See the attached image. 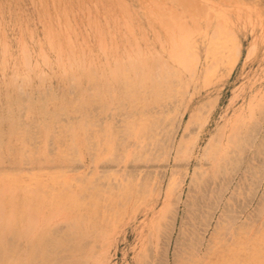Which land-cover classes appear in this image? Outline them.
I'll use <instances>...</instances> for the list:
<instances>
[{"label": "rangeland", "instance_id": "374dc122", "mask_svg": "<svg viewBox=\"0 0 264 264\" xmlns=\"http://www.w3.org/2000/svg\"><path fill=\"white\" fill-rule=\"evenodd\" d=\"M53 1L33 0L32 3L31 0H0V150H4L3 155L5 156L3 157L2 155L0 159V167H5L3 170L0 168V172L2 171L1 173L5 175L3 179L0 180V192L6 188L7 190L11 189L7 192V196H10L11 199H7L5 193L3 197H0L2 201L0 202L7 205L8 201H10V204L13 203L12 205H8L9 210L12 208L17 212L19 211L18 215L21 217V210L24 209L25 202L28 203L30 201V203H36L37 201H41L40 209L42 206L43 208L40 212V219L38 222L36 220V223H39L38 227L40 231L45 230L51 237L55 238L59 236L58 238L60 240H64L63 245L56 249H51L52 261L50 260L48 264H259V262L264 264V243H259V239L264 236V140H262V135H264V0H189L188 2L187 0H170V2H168L169 0H154L153 3L155 5H157L159 1L158 4L160 6L158 5L157 7L151 3L153 0ZM182 1L185 2L183 3ZM193 1L196 2V5H193L194 9L192 8V4H195ZM209 1H211V3ZM40 2H42V4ZM94 3L96 5H94ZM53 4H55V6H53ZM168 5L169 7L172 6L171 8H174V10H177H171ZM63 10H66V12H63ZM171 11L174 13L172 14ZM154 12L156 14H154ZM177 12L178 15L176 14ZM160 13L162 14L159 15ZM196 13L199 15L200 19L197 17ZM64 14H66V16ZM67 16H69V20L68 18L66 19ZM189 16H191L193 20L195 18L194 21L196 23L198 21V23L203 24L204 28L207 25H211V27H209L211 34L216 32L217 38L220 37L219 41L223 44L225 43L224 46L230 47V52L239 49L240 55L231 74L221 79L226 67V56L229 55V53H226V56L218 62L219 65L217 64V69L215 68L213 71V68H211L212 73H210L211 70H209L207 74L202 71L201 78L197 82L191 81L188 83V79L190 78L189 73L182 77L183 84H185L188 89L186 86L184 87L179 84L175 78L172 87H169L170 89L168 87L163 89L162 87L158 94H151V89H148L150 94L145 97L144 102L137 101L135 103L127 101L125 96L122 95L119 86L113 85L111 87L110 83L111 91H106L103 102L94 98L97 88H100L99 84H93L92 86L88 79L83 78V74L89 66L91 68L94 67V69L96 68L97 72L102 74L101 70L105 66L108 67V69L113 68L117 64V61L121 63L123 59V63L128 64L134 61V59H137V56L141 60L147 58L148 65H151L152 62L154 63L155 58H159L163 61L165 57H162L161 47L159 46L161 44L160 39L164 35H168V23L173 21L174 18L177 20L181 17L183 18L181 21L185 24L188 23V25L192 27L194 26V22ZM169 17H171V19L173 18V20L170 21ZM124 19H127L128 24L125 23ZM207 19L209 21H207ZM218 21H220V24L217 23ZM69 23L71 26L70 28ZM221 24L225 26H221ZM130 26L132 28L131 30ZM219 27L220 29L226 28L220 32ZM215 28L219 30H214ZM66 30L68 32H66ZM224 32L230 35L228 36L224 34ZM66 33L68 34L66 35ZM233 34L235 37H233ZM227 36L228 39H225ZM134 37L138 38V40L134 39ZM143 40L149 46L147 56L143 55ZM227 40L230 42L228 41L226 43L225 41ZM68 42L71 43L69 44ZM128 43L131 44V46H129ZM154 46L158 47V49H155ZM124 47L127 50H125ZM139 49L140 51H138ZM23 50L26 53H23ZM250 50L252 54L249 56ZM224 51H226V48ZM82 52L85 53L83 56ZM127 53L130 56H127ZM24 55L26 56V60L28 59V63ZM128 57L129 59L131 58L132 61H129ZM63 66H65L66 72H64ZM17 75L18 78H16ZM205 75L206 77L204 78ZM72 77L76 79H72ZM70 78L71 80H69ZM71 85H75L74 88L76 87V89L74 90ZM149 85H151V83ZM70 88L72 90H70ZM173 88H176L178 93L176 89ZM171 91L175 95L170 93ZM21 92H23V94ZM26 92L28 95H26ZM69 92L71 94H69ZM24 97L25 99H23ZM111 97H113V100ZM173 98H176V101ZM168 99L170 100L167 101ZM24 102L27 103V107ZM45 103L46 105H44ZM92 104H95L97 107ZM111 105L115 107L112 108ZM77 106L80 107L78 108ZM103 106L108 107L105 109ZM249 106L251 108H249ZM24 107H26L25 110ZM155 107L157 109H153ZM74 108L77 109L76 112L73 111ZM173 108L175 110H173ZM199 108L201 112H203L202 114L196 113ZM22 109L24 110L23 113ZM79 109H81V111ZM165 109L166 111H164ZM26 110L28 112H26ZM116 110L120 113L118 114ZM47 111L50 116L47 115ZM53 111L58 115L54 114L56 115L54 116ZM68 111L69 113H67ZM79 111L81 114L78 113ZM89 111H92V114ZM83 112L84 114H82ZM122 112L124 115H121ZM165 112L166 115H164ZM9 113L11 120L8 116ZM125 113L128 114L127 116L129 118ZM156 113L158 114L156 115ZM194 113H196L195 116L198 115V118L193 117L191 121L194 120V124L191 125L189 124L191 119L190 116ZM62 114L64 116H62ZM90 115H93L91 121H95V119L98 121L100 119L98 128L101 126L103 127L99 129L100 133L95 132V130L93 131L91 128L87 129L88 131L79 130L81 124L83 125V123L88 124L91 122L89 121ZM33 116L35 118H33ZM157 116L161 118H157ZM162 118L163 120H160ZM55 119L60 125L57 124ZM105 119L107 120L105 121ZM72 120L74 121L72 122L74 123L73 125L71 123ZM97 121L95 122L97 123ZM156 121L157 125L153 126ZM20 122L23 124H20ZM65 123L72 125L71 128H69L67 124L65 125ZM105 123L107 124L105 125ZM13 124L16 129L21 126L18 130L22 128L26 129L29 132L25 135L26 137L19 132H14V137L10 139L9 136ZM45 124H48V126ZM128 124L130 125L128 126ZM27 125L28 127H26ZM132 126L135 127L133 128ZM55 127L58 128L56 129ZM130 127L134 130L131 129L132 131L130 132L129 130L128 133ZM188 127L191 130L187 129ZM232 127H234V129ZM36 128L38 131H36ZM54 128L56 129L55 131ZM123 128H126L124 132ZM136 128L138 131H136ZM149 128L151 130H149ZM103 129H108L109 131L102 133L101 131ZM69 130L71 132H69ZM163 130H165V132ZM64 131H66V134ZM89 131H93L94 133ZM125 131L128 133L127 135ZM133 131L137 132V135L134 134ZM151 131H153V133ZM235 131L237 135H235ZM120 132L124 133V135ZM166 132L168 133L167 135ZM33 133L35 134L33 135ZM54 133L56 134L54 135ZM86 134L87 136H85ZM52 136L53 139H51ZM108 136H113L111 137L113 140L111 138L108 140ZM126 136H129V138L127 139ZM150 136L152 138H149ZM247 136L250 137L248 138ZM72 137L74 138L73 144ZM98 137L101 138L100 141ZM142 137H146V139ZM188 137L190 138L188 139ZM222 137L223 139H221ZM34 138L36 140L40 139V141H36ZM85 138L89 142H87ZM63 139H65L66 142ZM104 139L105 141H103ZM135 139L137 142H135ZM234 139L239 141L236 142ZM130 140L132 143H130ZM148 140L150 141L148 142ZM219 140L222 141L220 142ZM24 141H27V143ZM109 141L110 143H108ZM124 141L125 144L123 143ZM143 141L144 144L142 143ZM211 141H215L216 146H219L218 148L221 147L219 150L215 146L212 153L219 152V154H222L224 150L229 153V155H227L229 158L226 156L227 158L225 161L229 160L230 162L228 161L226 164L218 162L219 164H224V167L221 168V172H219L218 163L215 165L210 157L212 154L209 153L206 155L207 153H205V149ZM182 142L185 143L182 148L185 152L182 151L179 153L178 151H180L179 148ZM118 143H120L121 148ZM122 143L125 145L126 150L132 147L131 151L128 150L126 152V150L123 149L124 145ZM147 143L148 146H146ZM48 144L50 145L48 146ZM98 144L100 145L97 146ZM115 144H117V146ZM234 144H237V146H233ZM6 145H9V148H6ZM88 146L90 149H88ZM91 147H94V149H91ZM101 147L103 149H101ZM262 147L263 149L261 150ZM62 148L65 151H63ZM96 148L103 150L105 154ZM163 148L164 150H162ZM245 148L248 149L246 150ZM34 149L38 151L36 152ZM97 150L101 152V154L98 153ZM113 150L114 153H111ZM258 150L260 153L257 152ZM75 151L80 154H76ZM186 151L188 152L187 154ZM129 152H131L130 156H132L130 158L128 156ZM133 152L134 154H132ZM146 152L149 154L146 155ZM163 152H167L169 155L166 154V156ZM238 152H241L242 155L241 153L238 154ZM244 153H246V155ZM144 154L147 158L145 156L143 157ZM62 155H65V158ZM123 155H127V158ZM243 155H245V157ZM72 156H75V161ZM77 158L81 161H78L79 159L77 160ZM124 158L125 160L123 161ZM186 158H188V160ZM106 159L107 161H105ZM115 160H120V163H117ZM147 160L149 161L147 162ZM23 161L25 165H23ZM91 162L92 165L93 163L95 164L92 166ZM121 162L124 165H122ZM127 163L129 165H126ZM26 164L30 165L27 166ZM48 166L50 167L48 168ZM54 166H57V168L55 169ZM68 166L72 169L70 170ZM233 166L235 167L234 170H232L234 168ZM79 167H81V169H79ZM124 167H126V169ZM200 167L203 168L201 169ZM30 168L33 169L31 170ZM135 168L137 170H135ZM12 169L15 171L12 172ZM38 169L42 173H38ZM54 169L56 171L58 170L57 173L60 177H58L57 173H54ZM97 169L99 171H96ZM226 169L228 171L227 173H225ZM47 170L48 173L46 174L45 172H47ZM59 170L61 174L65 172V177L61 176ZM135 171H137V173ZM120 172L123 174H120ZM2 174H0V176ZM54 174H56V176ZM88 174H90L91 177H86V175L90 176ZM120 175H122V177ZM194 175L198 177V184L196 185H194L196 182H193L195 181L193 180L195 179ZM146 176L147 178L150 177V180H148ZM92 177L93 179H90ZM81 178L83 180H81ZM106 178L108 179L105 180ZM174 178L176 180H174ZM136 179L137 181H133ZM75 180H78L77 183ZM79 180L82 181V183ZM84 180L86 181L84 182ZM114 180L117 181L115 182ZM90 181H93L92 184ZM143 181H147V183ZM176 182L179 184L177 185ZM46 183L50 185L48 186ZM131 183L132 185H130ZM79 185L82 188H79ZM143 185L145 188L142 189ZM95 186L96 188H94ZM106 186L110 188L107 189ZM112 187L113 190L111 189ZM41 188H43V191ZM97 188H101L98 190V193L94 190H97ZM146 188L147 190H145ZM103 189H106L107 193ZM149 189L150 191H148ZM4 190L1 192L0 196L7 191ZM29 190L31 191L28 193ZM56 190H60L59 193L61 194L57 193L58 191ZM107 190H111L109 195ZM159 190L161 191L160 195L157 193V191L160 192ZM39 191L42 193L43 200L36 199L35 197ZM63 192L66 198H64V194H62ZM72 192L75 193L73 196ZM83 192H86L87 195L85 193L82 195ZM119 193H122L121 197ZM83 197L85 200H82ZM96 199L100 200L97 205L95 203L97 202ZM169 204L170 206H168ZM117 205L118 207L121 206L118 208ZM57 206L61 207L60 209L63 211H55L58 209ZM103 206L105 207L103 208ZM130 207L132 208L130 209ZM52 209L54 211H52ZM164 210L166 211L164 212ZM7 211L8 209L6 207V213ZM56 212L59 213L57 214ZM50 213H56V215L54 214L55 217L52 215L54 217L52 218V222H50V218L52 217ZM42 214H46V216L44 215L41 217ZM62 220L63 222H61ZM69 220H71L72 223L76 221L75 225H72ZM64 221H67L65 224L68 223V225H64ZM87 221L90 222L87 223ZM83 223L85 224L83 225ZM45 225H47V227ZM77 225H79V227H76ZM56 229L61 231L57 232ZM73 230L74 232H72ZM99 230L102 231L99 233ZM53 231L55 232L53 233ZM251 232L253 234H251ZM55 233H58V235ZM73 236H75V238ZM72 237L74 239H71ZM9 238H11V241L14 240L16 242H14L16 247L15 259H19L24 264L26 253L31 249L30 240L27 238ZM255 241L258 242L259 245ZM11 245L13 247V242ZM73 246L75 247L73 248ZM260 250L263 251L260 252Z\"/></svg>", "mask_w": 264, "mask_h": 264}, {"label": "bare ground", "instance_id": "6f19581e", "mask_svg": "<svg viewBox=\"0 0 264 264\" xmlns=\"http://www.w3.org/2000/svg\"><path fill=\"white\" fill-rule=\"evenodd\" d=\"M33 0H31V2H32ZM53 1V0H52ZM61 1V0H60ZM59 1V2H60ZM78 1V0H77ZM123 1V0H122ZM173 1V0H172ZM177 1V0H176ZM189 0H187V2H188ZM54 2V1H53ZM52 2V3H53ZM150 2V1H149ZM154 0L153 1H151V3L153 4V5H155L154 3ZM168 2H170V0L168 1ZM183 3L185 2V1H182ZM195 1H193V3H194ZM198 2V1H197ZM210 3H211V1H209ZM33 3V2H32ZM41 4H42V2H40ZM156 3H157V1H156ZM158 3H159V1H158ZM157 3V5H155V7H157L159 4ZM166 3V2H165ZM164 3V4H165ZM179 3V2H178ZM182 3V4H183ZM94 5H96L95 3H94ZM151 5V4H150ZM162 5V4H161ZM167 5V4H166ZM190 5V4H189ZM193 5H196V2H195V4H192V6ZM53 6H55V4H53ZM86 6H87V4H86ZM160 6V5H159ZM164 6V5H163ZM181 6V5H180ZM191 6V7H192ZM201 6V5H200ZM119 7H120V5H119ZM154 7V6H153ZM168 7H169V5H168ZM172 6H170L169 8H171ZM184 7V6H183ZM186 7V6H185ZM197 7V6H196ZM55 8V7H54ZM163 8V7H162ZM166 8V7H165ZM193 9H194V6L192 7ZM205 8V7H204ZM151 9H152V7H151ZM167 9V8H166ZM165 9V10H166ZM174 10V8H171V10ZM186 9H188V8H186ZM196 9V8H195ZM198 9V8H197ZM206 9V8H205ZM207 9H209V8H207ZM96 10H98V9H96ZM154 10H155V8H154ZM153 10V11H154ZM157 11H159L158 9H156ZM168 10V9H167ZM177 10V9H176ZM176 10H174V11H176ZM189 10V9H188ZM202 10H203V8H202ZM169 11V10H168ZM197 11V10H196ZM207 11V10H206ZM63 12H66V10H63ZM91 12V11H90ZM99 12V11H98ZM156 12V11H155ZM154 12V14H156V13H158V12H156L155 13ZM163 12V11H162ZM172 12V11H171ZM126 13H127V11H126ZM174 12H172V14H173ZM186 13V12H185ZM192 13V12H191ZM191 13H190V15H191ZM195 13V12H194ZM200 13H202V12H200ZM162 13H160L159 15H161ZM171 14V15H172ZM177 15H178V12L176 13ZM197 14V13H196ZM203 14V13H202ZM207 14V13H206ZM212 14V13H211ZM65 16H66V14H64ZM123 15V14H122ZM151 15H153V14H151ZM170 15V14H169ZM208 15H209V13H208ZM175 16V15H174ZM183 16V15H182ZM87 17H88V15H87ZM86 17V18H87ZM123 17V16H122ZM158 17V16H157ZM191 16H189V18H190ZM196 17V16H195ZM197 17H199V15L197 14ZM203 17V16H202ZM68 18V20H69V16H67L66 17V19ZM160 18V17H159ZM184 18H185V16H184ZM169 19H170V21L171 20H173V18L171 19V17H169ZM179 19V18H178ZM176 20L175 18H174V20L173 21H171L170 23H168V35H164L161 39H160V46L159 47H161V55H162V57H165L164 58V60L163 61H161L159 58H155L153 61H154V63L152 62L151 63V65L149 64L148 65V61H147V58L146 59H139V57L137 56V59H134V61H132L131 60V58L129 59V57H128V59H129V61H132V62H130V63H123L124 62V59H123V61L121 62V63H118V61H117V64L115 65V63H114V67L113 68H110V69H108V67H104L101 71H102V74H100V73H98L97 72V69L95 68L94 69V67H90L89 66V68L88 69H86L85 70V72H84V74H83V78H85V79H88V81L91 83V85L93 86V84H99V89L97 88V91H96V93H95V95H94V98L95 99H98L99 101H102L103 102V97H104V99H105V96H106V91L107 90H109V91H111V87L113 86V85H118L119 86V88L121 89V91H122V95L123 96H125V99L127 100V101H130V102H144V99H145V97L147 96V95H149L150 93L151 94H154V93H157L158 94V92H160V90H161V88L163 87V89L166 87H172V84H173V82H175L174 80H175V78H176V80H177V82L179 83V84H181L182 86H186L185 84H183V78L182 77H184V76H186L187 75V73H189L190 75V78L188 79V83L189 82H194V81H198L200 78H201V74H202V71L203 72H205L206 74H207V72H209V70H211L210 71V73H212V69L211 68H213V71H214V69L216 68V66H218L219 64H218V62L220 61V60H222L223 59V57H225L226 56V53H229V55H227L226 56V58H227V62H226V67H225V70H224V72H223V75L221 76V79H224L227 75H229V74H231L232 73V71H233V69H234V67H235V65H236V63H237V61H238V57H239V55H240V51H239V49H236L237 51H235V50H233V51H231L230 52V47H226V46H224V44L223 43H221L220 41H219V38H217V36H216V32H213L212 34H211V32L209 31V27H211V25H207V26H205V28H204V26H203V24H201V23H198V21H197V23L194 21L195 20V18H194V20H193V18L191 17V19H192V21L196 24H194L193 23V25L194 26H192V27H190L189 25H188V23L187 24H185L183 21H181L183 18H181L180 17V19L179 20ZM199 19H200V17H199ZM212 19H213V17H212ZM88 20V19H87ZM125 20V19H124ZM162 20H163V18H162ZM176 20V21H175ZM67 21V20H66ZM164 21H166V20H164ZM207 21H209L208 19H207ZM207 21H206V23H207ZM212 21V20H211ZM221 21V20H220ZM220 21H218L217 23H219L220 24ZM89 22H90V20H89ZM99 22V21H98ZM125 23H127L128 24V22H127V19L125 20ZM1 24V23H0ZM67 24H68V22H67ZM72 24V23H71ZM90 24V23H89ZM107 24V23H106ZM212 24V23H211ZM61 25V24H60ZM221 26H225V25H222L221 24ZM71 26H70V23H69V28H70ZM107 27H108V25H107ZM128 27V26H127ZM167 27V26H166ZM217 27H218V25H217ZM60 28V27H59ZM226 28V27H225ZM224 28V29H225ZM65 29H67V28H65ZM132 28H131V26H130V30H131ZM166 29V28H165ZM217 28H215L214 30H216ZM219 29H220V27H219ZM219 29H217V30H219ZM224 29H220V32H221V30H224ZM71 30V29H70ZM96 30V29H95ZM109 30H110V28H109ZM128 30H129V27H128ZM66 32H68L67 30H66ZM166 32H167V30H166ZM228 32V31H227ZM133 33V32H132ZM217 33H218V31H217ZM68 33H66V35H67ZM221 34H223V33H221ZM220 34V35H221ZM224 34H226L225 32H224ZM219 35V36H220ZM226 35H230V34H226ZM234 35V34H233ZM69 36H71V35H69ZM68 36V37H69ZM228 36H227V38H225V37H223V38H225V39H228ZM67 37V38H68ZM115 37V36H114ZM233 37H235V35L233 36ZM221 38H222V36H221ZM71 39V38H70ZM134 39H137L138 40V38H136V37H134ZM235 39V38H234ZM233 39V40H234ZM136 40V41H137ZM223 40V39H222ZM71 41V40H70ZM229 40H227V41H225L226 43L228 42ZM138 42V41H137ZM230 42V41H229ZM69 44L71 43V42H68ZM130 43V42H129ZM128 43V45L129 46H131V44H129ZM72 44H73V42H72ZM234 44V43H233ZM74 45V44H73ZM142 46H143V55L144 56H147V51L149 50V46L146 44V42L143 40V43H142ZM131 48V47H130ZM154 48L155 49H158V47H156V46H154ZM225 48H226V51H224L225 50ZM227 48H229V49H227ZM23 49V48H22ZM75 49V48H74ZM124 49H125V47H124ZM137 49H138V47H137ZM232 49V48H231ZM105 50V49H104ZM125 50H127V49H125ZM71 51H72V49H71ZM84 51V50H83ZM138 51H140V49L138 50ZM30 52V51H29ZM62 52V51H61ZM149 52V51H148ZM23 53H26V52H24V50H23ZM31 53V52H30ZM73 53V52H72ZM134 53V52H133ZM136 53V52H135ZM83 54H85L84 52H82V56H83ZM104 54V53H103ZM139 54V53H138ZM252 54V51L250 50V52H249V56ZM93 55H96V54H93ZM105 55V54H104ZM129 54L127 53V56H128ZM160 55V54H159ZM25 56V55H24ZM73 56H74V54H73ZM84 56H86V55H84ZM130 56V55H129ZM143 56V57H144ZM78 57V56H77ZM160 57V56H159ZM25 58V60H26V56L24 57ZM31 57L29 56V59H30ZM83 58V57H82ZM106 58V57H105ZM151 58H154V57H151ZM74 59V58H73ZM150 59V58H149ZM28 60V59H27ZM26 60V61H27ZM31 60V59H30ZM46 60V59H45ZM128 61V62H129ZM44 62V61H43ZM26 63V62H25ZM27 63H28V61H27ZM61 64H62V61H61ZM218 64V65H217ZM47 65V64H46ZM71 65V64H70ZM25 66H27V65H25ZM215 66V67H214ZM29 67V66H28ZM64 67V72H66L65 71V66H63ZM72 67V66H71ZM51 68V67H50ZM29 69V68H28ZM217 69V68H216ZM74 73V72H73ZM64 74H66V73H64ZM71 74V73H70ZM209 74V73H208ZM73 75V74H72ZM211 76V75H210ZM206 77V75L204 76V78ZM212 77V76H211ZM16 78H18V75L16 76ZM45 78V77H44ZM74 77H72V79H73ZM74 79H76V78H74ZM40 80V79H39ZM69 80H71V78L69 79ZM68 80V81H69ZM16 81V80H15ZM42 81V80H41ZM73 81V80H72ZM80 81V80H79ZM186 82V81H185ZM69 83V82H68ZM110 83H111V87H110ZM151 83V85H149ZM22 84H23V82H22ZM72 84H74V83H72ZM175 84V83H174ZM78 85H80V84H78ZM73 88H74V86L75 85H71ZM70 86V87H71ZM90 86V85H89ZM179 86V85H178ZM182 86H181V88H182ZM105 87V88H104ZM187 87V86H186ZM195 87V86H194ZM88 88H90V87H88ZM88 88H87V90H88ZM94 88H96V87H94ZM196 88V87H195ZM76 89V87L74 88V90ZM106 89V90H105ZM148 89H151V92L149 93L148 92ZM170 89V88H169ZM173 89H176V88H173ZM187 89H188V87H187ZM50 90H51V88H50ZM70 90H72L71 88H70ZM93 90V89H92ZM91 90V91H92ZM96 90V89H95ZM181 90V89H180ZM193 90V89H192ZM90 91V92H91ZM176 91H177V89H176ZM71 92V91H70ZM69 92V94H71ZM78 92V91H77ZM94 92V91H93ZM140 92H141V94H140ZM22 94H23V92H21ZM74 93H76V92H74ZM92 93V92H91ZM162 93V92H161ZM170 93H172L173 94V92L171 91ZM175 93V92H174ZM177 93H178V91H177ZM185 93V92H184ZM77 94V93H76ZM76 94H75V96H76ZM113 94H115V93H113ZM26 95H28V93L26 92ZM74 95V94H73ZM84 95V94H83ZM89 95V94H88ZM110 95V94H109ZM171 95V94H170ZM173 95H175V94H173ZM177 95V94H176ZM160 96V95H159ZM162 96H165V95H162ZM167 96V95H166ZM169 96V95H168ZM172 96V95H171ZM29 97V96H28ZM43 97H44V95H43ZM92 97V96H91ZM176 97V96H175ZM256 97V96H255ZM260 97H262V96H260ZM33 98V97H32ZM42 98V97H41ZM73 98V97H72ZM78 98V97H77ZM112 98V100H113V97H111ZM167 98H169V97H167ZM23 99H25V97L23 98ZM75 99V98H74ZM79 99V98H78ZM155 99V98H154ZM174 99V98H173ZM255 99V98H254ZM253 99V100H254ZM26 100H27V98H26ZM26 100H22V101H26ZM80 100V99H79ZM90 100H92V99H90ZM111 100V101H112ZM164 100V99H163ZM170 99H168L167 101H169ZM175 101H176V98L174 99ZM253 100H252V102H253ZM52 101V100H51ZM65 101V100H64ZM93 101H94V99H93ZM121 101H123V100H121ZM158 101V100H157ZM31 102V101H30ZM43 102H45V101H43ZM178 102V101H177ZM176 102V103H177ZM21 103V102H20ZM25 103V102H24ZM118 103H119V101H118ZM122 103V102H121ZM169 103H171V102H169ZM183 103V102H182ZM263 103H264V101H263ZM23 104V103H22ZM26 104V107H27V103H25ZM25 104H23V105H25ZM78 104H79V102H78ZM172 104H173V102H172ZM21 105V104H20ZM29 105V104H28ZM44 105H46V103L44 104ZM61 105V104H60ZM71 105H73V104H71ZM77 105V104H76ZM92 105H94L95 106V104H92ZM105 105V104H104ZM181 105H183V104H181ZM264 105V104H263ZM39 106H40V104H39ZM80 106H82V105H80ZM80 106H77L78 108L80 107ZM87 106V105H86ZM93 106V107H94ZM102 106V105H101ZM106 106V105H105ZM120 106V105H119ZM118 106V107H119ZM127 106V105H126ZM135 106V105H134ZM155 106V105H154ZM153 106V107H154ZM162 106V105H161ZM179 106V105H178ZM26 107H24V110L26 109ZM42 107V106H41ZM44 107V106H43ZM76 107V108H77ZM95 107H97V106H95ZM104 107V106H103ZM108 107V106H107ZM107 107H104L105 109L107 108ZM111 107H112V105H111ZM115 106H113L112 108H114ZM165 107V106H164ZM173 107V106H172ZM253 107V106H252ZM31 108V107H30ZM45 108H46V106H45ZM45 108H43V109H45ZM63 108V107H62ZM61 108V109H62ZM76 108H74V112H76L77 111V109ZM87 108V107H86ZM100 108V107H99ZM98 108V109H99ZM112 108H111V111H112ZM128 108V107H127ZM171 108V107H170ZM202 108V107H201ZM249 108H251L250 106H249ZM49 109V108H48ZM65 109V108H64ZM76 109V110H75ZM119 109V108H118ZM117 109V110H118ZM124 109V108H123ZM151 109H152V107H151ZM153 109H157L156 107L155 108H153ZM172 109V108H171ZM178 109V108H177ZM10 110V109H9ZM8 110V111H9ZM23 110V109H22ZM24 110L22 111V113L24 112ZM39 110V109H38ZM80 111H81V109H79ZM87 110H88V108H87ZM86 110V111H87ZM116 110V111H117ZM133 110V109H132ZM146 110V109H145ZM173 110H175L174 108H173ZM184 110H185V108H184ZM11 111V110H10ZM30 111V110H29ZM51 111V110H50ZM80 111L78 112V113H80ZM94 111V110H93ZM102 111H104V110H102ZM121 111H122V109H121ZM150 111V110H149ZM158 111H159V109H158ZM164 111H166V109L164 110ZM201 112V110H200V108L196 111V113L198 114H202L203 112ZM250 111V110H249ZM26 112H28L27 110H26ZM25 112V113H26ZM45 112H46V110H45ZM54 112V111H53ZM52 112V113H53ZM90 112V111H89ZM92 112V111H91ZM90 112V113H91ZM118 112V111H117ZM138 112V111H137ZM146 112V111H145ZM144 112V113H145ZM157 112V111H156ZM170 112H171V110H170ZM241 112V111H240ZM254 112V111H253ZM11 113V112H10ZM10 113H9V119L11 118L10 117ZM50 113V112H49ZM67 113H69V111L67 112ZM120 112H118V114H119ZM143 113V114H144ZM159 113H161V112H159ZM164 113V112H163ZM196 113H194L192 116H190L191 117V119H190V121H189V124H191V125H193L194 123V120L193 121H191L192 120V118L194 117V118H196L197 116H195L196 115ZM21 114V113H20ZM54 114H57L56 112H54L53 113V115ZM64 114V113H63ZM62 114V116H64ZM81 114V113H80ZM82 114H84V112L82 113ZM92 114V113H91ZM110 114V113H109ZM126 114V113H125ZM137 114V113H136ZM158 113H156V115H157ZM162 114V113H161ZM160 114V115H161ZM45 115H46V113H45ZM47 115H49L48 114V111H47ZM58 115V114H57ZM61 115V114H60ZM89 115V114H88ZM121 115H124L123 114V112L121 113ZM128 114H126V116H127ZM147 115V114H146ZM150 115V114H149ZM164 115H166V112H165V114ZM239 115H240V113H239ZM238 115V116H239ZM249 115H250V113H249ZM24 116H25V114H24ZM50 116V115H49ZM54 116H56V115H54ZM93 116V115H92ZM91 115H90V120L89 121H91L92 119H91V117H92ZM126 116H125V118H126ZM152 116H154V115H152ZM151 116V117H152ZM176 116L178 117V115L176 114ZM260 116V115H259ZM26 117V116H25ZM24 117V118H25ZM96 117V116H95ZM128 117V116H127ZM134 117V116H133ZM141 117H145V116H141ZM148 117V116H147ZM160 117V116H159ZM158 116H157V118H159ZM242 117H243V115H242ZM251 117H252V115H251ZM250 117V118H251ZM22 118V117H21ZM33 118H35L34 116H33ZM45 118H46V116H45ZM58 118V117H57ZM82 118V117H81ZM97 119H99L98 117H96ZM129 118V117H128ZM132 118V117H131ZM161 118V117H160ZM164 118V117H163ZM163 118L162 119H160V120H163ZM198 118V117H197ZM235 118H237V117H235ZM47 119V118H46ZM65 119V118H64ZM66 119H67V117H66ZM87 119V118H86ZM134 119V118H133ZM139 119V118H138ZM145 119V118H144ZM153 119H155V118H153ZM243 119V118H242ZM247 119V118H246ZM245 119V120H246ZM11 120V119H10ZM58 120V119H57ZM79 120V119H78ZM88 120H86V121H88ZM107 119H105V121H106ZM125 120V119H124ZM140 120V119H139ZM146 120V119H145ZM197 120V119H196ZM199 120V119H198ZM3 121V120H2ZM18 121V120H17ZM25 121V120H24ZM54 121V120H53ZM55 121H56V119H55ZM64 121V120H63ZM81 121V120H80ZM95 121H97L96 119H95ZM95 121H91L90 123H88V124H86V123H83V125L81 124V126H79L78 128H79V130H87V129H89V128H91V129H93V131L95 130V132H99V129L100 128H103L102 126L100 127V128H98L99 127V125H98V122L100 121V119L97 121V123L95 122ZM108 121H110V120H108ZM147 121V120H146ZM145 121V122H146ZM172 121H173V118H172ZM236 121V120H235ZM4 122V121H3ZM12 122V121H11ZM47 122V121H46ZM45 122V123H46ZM57 122V121H56ZM62 122V121H61ZM67 122V121H66ZM72 122H74L73 120L71 121V123ZM85 122V121H84ZM128 122V121H127ZM142 122H144V121H142ZM22 122H20V124H21ZM34 123V122H33ZM59 122H57V124H58ZM78 123H80V122H78ZM113 123H115V122H113ZM129 123H132V122H129ZM170 123V122H169ZM12 124V123H11ZM23 124V123H22ZM32 124V123H31ZM68 125L69 126V128H71V126L74 124V123H72V125H69L68 123H65V125ZM107 123H105V125H106ZM117 124V123H116ZM196 124V123H195ZM233 124L235 125V122L233 121ZM237 124V123H236ZM261 124V123H260ZM26 125V124H25ZM29 125V124H28ZM28 125L26 126V127H28ZM33 125V124H32ZM46 125V124H45ZM51 125V124H50ZM56 125V124H55ZM58 125H60V124H58ZM80 125V124H79ZM87 125V126H86ZM118 125V124H117ZM123 125V124H122ZM130 124H128V126H129ZM144 125V124H143ZM143 125H141V126H143ZM157 125V121L156 122H154V124H153V126H156ZM161 125H162V123H161ZM161 125H159L160 127H162ZM175 125V124H174ZM190 125V126H191ZM199 125H200V123H199ZM24 126V125H23ZM38 126V125H37ZM46 126H48V124L46 125ZM45 126V127H46ZM78 126V125H77ZM110 126V125H109ZM201 126V125H200ZM236 126V125H235ZM263 126V125H262ZM21 127V126H20ZM20 127H18V129H20ZM29 127H31V126H29ZM62 127V126H61ZM76 127V126H75ZM108 127V126H107ZM120 127H122V126H120ZM126 127H127V125H126ZM133 127V126H132ZM132 127H130V129H128V133H129V130H130V132L132 131V130H134V129H132ZM135 127V126H134ZM133 127V128H134ZM170 127H172V126H170ZM240 127V126H239ZM243 127V126H242ZM56 128V127H55ZM54 128V131L58 128H56L55 129ZM66 128H67V126H66ZM68 128V129H69ZM98 128V129H97ZM116 128H118V127H116ZM139 128V127H138ZM145 128V127H144ZM147 128V127H146ZM151 128H152V126H151ZM154 128H156V127H154ZM223 128V127H222ZM233 129H234V127H232ZM232 128H231V130H232ZM18 129H16V127H15V125L13 124V126L11 127V131H10V139H12V137H14V132H19V133H21L23 136H25L26 134H28L29 132L26 130V129H21V130H18ZM27 129H29V128H27ZM34 129V128H33ZM119 129V128H118ZM124 129L126 130V128H123V132H124ZM132 129V130H131ZM148 129V128H147ZM162 129V128H161ZM166 129H167V127H166ZM165 129V130H166ZM187 129H189V130H191L189 127L187 128ZM236 129H237V126H236ZM240 129V128H239ZM17 130V131H16ZM46 130V129H45ZM72 130V129H71ZM74 130V129H73ZM120 130H122V129H120ZM146 130V129H145ZM149 130H151L150 128H149ZM156 130V129H155ZM165 130H163L164 132H165ZM252 130V129H251ZM7 131V130H6ZM35 131V130H34ZM36 131H38V129L36 128ZM53 131V130H52ZM88 131V130H87ZM92 131V132H93ZM101 131V130H100ZM108 132L109 130L108 129H103L101 132L103 133V132ZM136 131H138V129L136 128ZM221 131V130H220ZM255 131V130H254ZM61 132V131H60ZM59 132V133H60ZM65 132V134H66V131H64ZM69 132H71L70 130H69ZM72 132H75V131H72ZM86 132V131H85ZM89 132H91V131H89ZM91 132V133H92ZM134 132V134H136L137 135V132H135V131H133ZM143 132V131H142ZM152 133H153V131H151ZM158 132V131H157ZM161 132V131H160ZM167 132H169V131H167ZM166 132V135L168 134ZM191 132V131H190ZM223 132V131H222ZM222 132H221V134H222ZM231 132V131H230ZM233 132H234V130H233ZM239 132V131H238ZM251 132V131H250ZM250 132H249V134H250ZM260 132V131H259ZM2 133V132H1ZM32 133V132H31ZM61 133H63V132H61ZM60 133V134H61ZM87 133V132H86ZM94 133V132H93ZM100 133V132H99ZM121 133V132H120ZM125 133H126V135L128 134L126 131H125ZM138 133H140V132H138ZM144 133V132H143ZM146 133V132H145ZM232 133V132H231ZM252 133V132H251ZM35 133H33V135H34ZM49 134V133H48ZM56 133H54V135H55ZM69 134V133H68ZM90 134V133H89ZM105 134V133H104ZM121 134H123L124 135V133H121ZM185 134V133H184ZM195 134V133H194ZM253 134V133H252ZM251 134V135H252ZM22 135H20V136H22ZM37 135V134H36ZM69 135H71V134H69ZM75 135V134H74ZM92 135V134H91ZM109 135V134H108ZM118 135H120V134H118ZM122 135V136H123ZM132 135V134H131ZM140 135V134H139ZM138 135V136H139ZM224 135V134H223ZM235 135H237V132L235 131ZM67 136V135H66ZM65 136V137H66ZM85 136H87V134L85 135ZM90 136V135H89ZM88 136V137H89ZM94 136V135H93ZM162 136V135H161ZM168 136H170V135H168ZM234 136V135H233ZM263 136V138H264V135H262ZM26 137V136H25ZM65 137H63V138H65ZM88 137H87V139H88ZM96 137V136H95ZM105 137H106V135H105ZM111 137H113V136H111ZM111 137H109L108 136V140H109V138H111ZM116 137V136H115ZM127 137V136H126ZM133 137V136H132ZM136 137V136H135ZM141 137V136H140ZM196 137V136H195ZM236 137V136H235ZM239 137V136H238ZM248 138L250 137V136H247ZM29 138H30V136H29ZM73 138V137H72ZM90 138V137H89ZM99 138V137H98ZM124 138H125V136H124ZM129 138V136L127 137V139ZM130 138H131V136H130ZM137 138V137H136ZM142 138H144V137H142ZM149 138H152L151 136L149 137ZM153 138H154V135H153ZM190 137H188V139H189ZM233 138V137H232ZM253 138V137H252ZM257 138V137H256ZM255 138V139H256ZM262 138V140H264ZM8 139V138H7ZM33 139V138H32ZM35 139V138H34ZM51 139H53V136H52V138ZM71 139V138H70ZM70 139H68V140H70ZM97 139V138H96ZM100 139L101 138H99V141H100ZM112 139V138H111ZM118 139H120V138H118ZM117 139V140H118ZM144 139H146V137L144 138ZM186 139V138H185ZM194 139V138H193ZM196 139V138H195ZM221 139H223V137L221 138ZM231 139V138H230ZM229 139V140H230ZM27 140H28V138H27ZM36 140V139H35ZM38 140V139H37ZM36 140V141H37ZM58 140V139H57ZM60 140H62V139H60ZM59 140V141H60ZM65 142H66V140L65 139H63ZM85 140H86V138H85ZM113 140V139H112ZM123 140V139H122ZM138 140V139H137ZM169 140V139H168ZM228 140V139H227ZM232 140V139H231ZM235 141H236V139H234ZM251 140V139H250ZM1 141H2V139H1ZM38 141H40V139L38 140ZM53 141V140H52ZM87 142H89L88 140H86ZM103 141H105V139L103 140ZM107 141V140H106ZM126 141H128V140H126ZM131 141V140H130ZM150 140H148V142H149ZM195 141V140H194ZM220 142L222 141V140H219ZM234 141V142H235ZM237 141H239V140H237ZM236 141V142H237ZM255 141V140H254ZM25 143H27V141H24ZM34 142V141H33ZM32 142V143H33ZM49 142H50V140H49ZM58 142V141H57ZM96 142V141H95ZM98 142V141H97ZM135 142H137L136 141V139H135ZM141 142V141H140ZM147 142V141H146ZM145 142V143H146ZM152 142V141H151ZM154 142H156V141H154ZM167 142V141H166ZM180 142V141H179ZM188 142V141H187ZM217 142H218V140H217ZM228 142V141H227ZM231 142V141H230ZM232 142H233V140H232ZM231 142V143H232ZM261 142V141H260ZM51 144H52V142H50ZM74 143V138H73V141H72V144ZM102 143V142H101ZM100 143V144H101ZM105 143V142H104ZM108 143H110V141L108 142ZM124 144H125V141L123 142ZM122 143V144H123ZM130 143H132V141L130 142ZM134 143V142H133ZM143 144H144V141L142 142ZM141 143V144H142ZM189 143V142H188ZM230 143V144H231ZM250 143V142H249ZM264 143V142H263ZM24 144V143H23ZM64 144V143H63ZM100 144H98L97 146H99ZM113 144V143H112ZM119 145H120V143H118ZM123 144V145H124ZM127 144V143H126ZM129 144V143H128ZM157 144V143H156ZM164 144V143H163ZM168 144V143H167ZM185 143L184 142H182L181 143V146H180V148H179V150L180 151H178V149H177V151L180 153V152H182V151H184V150H182V148L184 147L183 145H184ZM190 144V143H189ZM217 144H219V143H217ZM221 144V143H220ZM242 144V143H241ZM243 144H244V142H243ZM242 144V145H243ZM1 145H2V142H1ZM39 145V144H38ZM50 144H48V146H49ZM89 145V144H88ZM93 145V144H92ZM96 145V144H95ZM102 145V144H101ZM106 145V144H105ZM104 145V146H105ZM108 145V144H107ZM116 146H117V144H115ZM134 145H135V143H134ZM138 145V144H137ZM140 145V144H139ZM151 145H152V143H151ZM158 145V144H157ZM173 145V144H172ZM179 145H180V143H179ZM229 145V144H228ZM245 145V144H244ZM262 145V144H261ZM260 145V146H261ZM264 145V144H263ZM262 145V146H263ZM52 146V145H51ZM79 146V145H78ZM109 146V145H108ZM115 146V147H116ZM141 146V145H140ZM143 146V145H142ZM146 146H148V143L146 144ZM153 146V145H152ZM151 146V147H152ZM156 146V145H155ZM164 146V145H163ZM162 146V147H163ZM168 146V145H167ZM193 146H194V143H193ZM216 146V142L215 141H211V142H209V145L206 147V149H205V153H207L206 155H208L209 153L210 154H212V155H210V157L212 158V160H213V162L215 163V165L219 162V163H224V164H226V163H228V161L229 160H227V161H225L226 160V158L228 157L227 155H229V153H228V151H225L224 150V152H222V154H219V152L217 153V152H214V153H212V151L214 150V147ZM221 146V145H220ZM233 146H237V144L235 145H233ZM241 146V145H240ZM36 147H38V146H36ZM36 147H34V148H36ZM54 147H57V146H54ZM74 147V146H73ZM112 147V146H111ZM135 147V146H134ZM133 147V148H134ZM179 147V146H178ZM185 147H186V145H185ZM188 147V146H187ZM217 147V146H216ZM219 147V146H218ZM217 147V148H218ZM228 147H230V146H228ZM259 147V146H258ZM257 147V148H258ZM6 148H9V145H6ZM23 148H25V147H23ZM22 148V149H23ZM31 148H32V146H31ZM104 148H106V147H104ZM120 148H121V145H120ZM138 148V147H137ZM147 148V147H146ZM221 148V147H220ZM220 148H218L219 150H220ZM233 148V147H232ZM256 148V149H257ZM54 149V148H53ZM88 149H90L89 148V146H88ZM91 149H94V147L92 148L91 147ZM96 149H99V148H96ZM101 149H103L102 147H101ZM101 149H99V150H101ZM115 149H119V148H115ZM123 149H125V145H124V147H123ZM128 150H130L131 151V149H132V147H131V149H129V148H127ZM140 149V148H139ZM138 149V150H139ZM143 149V148H142ZM141 149V150H142ZM167 149V148H166ZM188 149V148H187ZM191 149V148H190ZM217 149V150H218ZM228 149V148H227ZM246 150L248 149V148H245ZM255 149V150H256ZM263 149V147L261 148V150ZM10 150V149H9ZM34 150H36V152L38 151L37 149H34ZM62 150H63V148H62ZM126 150V149H125ZM128 150H126V152L128 151ZM134 150H135V148H134ZM156 150V149H155ZM160 150V149H159ZM162 150H164V148L162 149ZM170 150V149H169ZM216 150V149H215ZM235 150V149H234ZM259 150H260V148H259ZM259 150L257 151V152H259ZM27 151V150H26ZM55 151V150H54ZM56 151H57V148H56ZM55 151V152H56ZM60 151H61V147H60ZM63 151H65V150H63ZM90 151V150H89ZM98 151V150H97ZM102 152H103V150H101ZM120 151V150H119ZM161 151V150H160ZM188 151V150H187ZM186 151V154L188 153ZM192 151V150H191ZM190 151V152H191ZM236 151V150H235ZM234 151V152H235ZM23 152V151H22ZM34 152V151H33ZM32 152V153H33ZM35 152V153H36ZM50 152H51V148H50ZM94 152V151H93ZM106 152V151H105ZM115 152H117V151H115ZM121 152V151H120ZM123 152V151H122ZM135 152V151H134ZM134 152L132 153V154H134ZM139 152V151H138ZM142 152H143V150H142ZM185 152V151H184ZM229 152H230V149H229ZM3 153H4V150L2 149V151L0 150V159L2 158V155H3ZM72 153V152H71ZM75 153H76V151H75ZM78 153V152H77ZM76 153V154H77ZM91 153H92V151H91ZM95 153V152H94ZM93 153V154H94ZM98 153H100L101 154V152H99L98 151ZM104 153V152H103ZM107 153H108V149H107ZM111 153H114V150H113V152H111ZM130 153L131 152H129V158L130 157H132V156H130ZM140 153V152H139ZM164 153V152H163ZM170 153H171V150H170ZM221 153V152H220ZM241 153V152H240ZM239 152H238V154H240ZM260 153V152H259ZM49 154H52V153H49ZM78 154H80V153H78ZM92 154V155H93ZM105 154V153H104ZM147 154H149V153H147L146 152V155ZM165 155L167 154V155H169V153H164ZM183 154H185V153H183ZM230 154H231V152H230ZM232 154H233V152H232ZM245 155H246V153H244ZM256 154V153H255ZM22 155V154H21ZM24 155V154H23ZM26 155V154H25ZM42 155H43V153H42ZM83 155V154H82ZM95 155V154H94ZM93 155V156H94ZM98 155V154H97ZM109 155V154H108ZM113 155V154H112ZM136 155V154H135ZM146 155L144 154L143 155V157L145 156L146 157ZM166 155V156H167ZM205 155V154H204ZM241 155H242V153H241ZM245 155H243L244 157H245ZM261 155V154H260ZM263 155V154H262ZM50 156V155H49ZM48 156V157H49ZM63 156V155H62ZM65 156V155H64ZM63 156V157H64ZM81 156V155H80ZM96 156V155H95ZM101 156V155H100ZM114 156V155H113ZM123 156H126V158H127V155H123ZM142 156V155H141ZM227 156V157H226ZM234 156V155H233ZM3 157H5L4 155H3ZM41 157V156H40ZM52 157H53V155H52ZM72 157H74V161H75V156H72ZM71 157V158H72ZM111 157V156H110ZM118 157V156H117ZM116 157V158H117ZM119 157H121V156H119ZM177 157V156H176ZM178 157H179V155H178ZM209 157V158H210ZM222 157H223V159H222ZM251 157V156H250ZM26 158H27V156H26ZM49 158H51V157H49ZM65 158V157H64ZM79 158H81V157H79ZM79 158H77V160L79 159ZM97 158V157H96ZM100 158V157H99ZM122 158V157H121ZM147 158V157H146ZM146 158H143V159H146ZM167 158V157H166ZM229 158V157H228ZM231 158V157H230ZM251 158H253V157H251ZM20 159H21V157H20ZM29 159V158H28ZM55 159V158H54ZM73 159V158H72ZM158 159H159V157H158ZM165 159V158H164ZM176 159V158H175ZM178 159V158H177ZM187 160H188V158H186ZM205 159H207V158H205ZM10 160V159H9ZM27 160V159H26ZM30 160V159H29ZM28 160V161H29ZM42 160V159H41ZM44 160V159H43ZM49 160H51V159H49ZM53 160V159H52ZM68 160V159H67ZM82 160H83V158H82ZM111 160H113V159H111ZM118 160V159H117ZM117 160H115V161H117ZM125 160V158L123 159V161ZM157 160V159H156ZM211 160V161H212ZM236 160H237V158H236ZM1 161V160H0ZM69 161V160H68ZM72 161V160H71ZM78 161H81L80 159L78 160ZM78 161H76V162H78ZM97 161V160H96ZM105 161H107V159L105 160ZM120 161V160H119ZM119 161H117V163L119 162ZM149 160H147V162H148ZM180 161H182V160H180ZM204 161V160H203ZM252 161V160H251ZM51 162H53V161H51ZM60 162V161H59ZM93 162V161H92ZM92 162H91V165H92ZM103 162V161H102ZM101 162V163H102ZM112 162V161H111ZM128 162V161H127ZM199 162V161H198ZM208 162H209V160H208ZM207 162V163H208ZM230 162V161H229ZM30 163V162H29ZM120 163V162H119ZM125 163V162H124ZM218 163V165H219V172H221V168L222 167H224V164H219ZM235 163H237V162H235ZM41 164V163H40ZM95 163H93V165H94ZM121 164L122 165H124L122 162H121ZM205 164V163H204ZM234 164V163H233ZM2 165V164H1ZM23 165H25L24 164V161H23ZM27 165V164H26ZM30 165V164H29ZM29 165H27V166H29ZM42 165V164H41ZM92 165V166H93ZM121 165V166H122ZM126 165H129L128 163L126 164ZM201 165V164H200ZM230 165V164H229ZM235 165V164H234ZM238 165H239V162H238ZM237 165V166H238ZM62 166H64V165H62ZM66 166V165H65ZM70 166V165H69ZM68 166V167H69ZM108 166V165H107ZM132 166V165H131ZM227 166V165H226ZM23 167V166H22ZM25 167V166H24ZM44 167V166H43ZM43 167H42V169H43ZM47 167V166H46ZM50 166H48V168H49ZM53 167V166H52ZM55 167V166H54ZM73 167V166H72ZM77 167V166H76ZM105 167V166H104ZM110 167V166H109ZM230 167V166H229ZM234 167V166H233ZM0 168H2V167H0ZM5 167H3L2 168V170L4 169ZM21 168V167H20ZM19 168V169H20ZM57 168V166L55 167V169ZM59 168H60V166H59ZM62 168V167H61ZM64 169H67V168H65V167H63ZM116 168V167H115ZM125 169H126V167H124ZM201 169L203 168V167H200ZM215 168V167H214ZM228 168V167H227ZM231 168V167H230ZM249 168V167H248ZM23 169V168H22ZM25 169H26V167H25ZM31 170L33 169V168H30ZM36 169V168H35ZM44 169H47V168H44ZM54 169V173H57V171ZM69 169L71 170L72 168H70L69 167ZM74 169V168H73ZM79 169H81V167H79ZM117 169H118V167H117ZM235 169V167L232 169V170H234ZM236 169H238V168H236ZM1 170V169H0ZM13 170V169H12ZM24 170V169H23ZM52 170V169H51ZM95 170V169H94ZM135 170H137L136 168H135ZM198 170V169H197ZM230 170V169H229ZM231 170V171H232ZM15 170H13L12 172H14ZM21 171V170H20ZM34 171V170H33ZM65 171V170H64ZM63 171V172H64ZM78 171V170H77ZM96 171H99L98 169L96 170ZM125 171V170H124ZM127 171H128V168H127ZM201 171H203V170H201ZM2 172V171H1ZM0 172V174H2ZM18 172H19V170H18ZM23 172V171H22ZM29 172V171H28ZM31 172V171H30ZM37 172V171H36ZM45 172V171H44ZM50 172V171H49ZM59 172H60V170H59ZM113 172V171H112ZM136 173H137V171H135ZM197 172V171H196ZM195 172V173H196ZM199 172V171H198ZM205 172V171H204ZM216 172V171H215ZM228 171H227V169H226V172L225 173H227ZM230 172V171H229ZM235 172V171H234ZM259 172V171H258ZM7 173V172H6ZM8 173H10V172H8ZM21 173V172H20ZM38 173H42V172H40V170L38 169ZM46 174L48 173V170H47V172H45ZM115 173V172H114ZM122 172H120V174H121ZM181 173V172H180ZM200 173V172H199ZM203 173V172H202ZM216 173H218V172H216ZM18 174V173H17ZM33 174V173H32ZM60 174H61V172H60ZM94 174V173H93ZM97 174V173H96ZM123 174V173H122ZM205 174V173H204ZM204 174H202V175H204ZM229 174V173H228ZM52 175V174H51ZM55 176H56V174H54ZM57 175H58V173H57ZM66 175H67V173H66ZM88 175H90V174H88ZM95 175V174H94ZM115 175V174H114ZM113 175V176H114ZM178 175V174H177ZM196 175H197V173H196ZM196 175H194V178L195 179H193V180H195V181H193V182H196V183H194V185H196V184H198L197 182H198V177H196ZM227 175V174H226ZM5 175L4 174H2L1 176H0V180H2L3 179V177H4ZM30 176H34V175H30ZM61 176L63 177H65V172L63 173V174H61ZM118 176V175H117ZM121 177H122V175H120ZM124 176H125V172H124ZM175 176V175H174ZM58 177H60L59 175H58ZM71 177V176H70ZM78 177V176H77ZM80 177H82V176H80ZM86 177H91V175L90 176H87L86 175ZM97 177V176H96ZM104 177H106V176H104ZM109 177V176H108ZM111 177V176H110ZM120 177V178H121ZM127 177V176H126ZM129 177V176H128ZM137 177V176H136ZM180 177H181V175H180ZM179 177V178H180ZM258 177V176H257ZM69 178V177H68ZM76 178V177H75ZM79 178V177H78ZM112 178V177H111ZM118 178V177H117ZM124 178V177H123ZM146 178H147V176H146ZM173 178V177H172ZM176 178V177H175ZM174 178V180H176ZM178 178V177H177ZM49 179V178H48ZM71 179V178H70ZM69 179V180H70ZM90 179H93V177L92 178H90ZM108 178H106L105 180H107ZM122 179V178H121ZM127 179V178H126ZM138 179H139V177H138ZM148 180H150V177L149 178H147ZM183 179V178H182ZM72 180V179H71ZM74 180V179H73ZM81 180H83L82 178H81ZM87 180V179H86ZM86 180H84V182L86 181ZM103 180H104V178H103ZM109 180H111V179H109ZM118 180H120V179H118ZM132 180V179H131ZM145 180V179H144ZM173 180V181H174ZM180 180V179H179ZM179 180H178V182H179ZM201 180V179H200ZM78 181V180H77ZM77 181L75 180V182L77 183ZM80 181V180H79ZM94 181V180H93ZM92 181V182H93ZM96 181V180H95ZM115 182L117 181V180H114ZM133 181H137V179L136 180H133ZM140 181V180H139ZM246 181V180H245ZM251 181V180H250ZM60 182V181H59ZM81 183H82V181H80ZM83 182V183H84ZM91 182V181H90ZM92 182H91V184H92ZM99 182V181H98ZM103 182V181H102ZM110 182V181H109ZM115 182H113V183H115ZM144 183L146 182L147 183V181H143ZM97 183V182H96ZM121 183H123V182H121ZM129 183V182H128ZM134 183V182H133ZM171 183H173V182H171ZM40 184V183H39ZM59 184V183H58ZM61 184H63V183H61ZM69 184H71V183H69ZM74 184V183H73ZM72 184V185H73ZM90 184V183H89ZM108 184V183H107ZM106 184V185H107ZM112 184V183H111ZM119 184V183H118ZM176 184H177V182H176ZM179 184V183H178ZM177 184V185H178ZM41 185V184H40ZM46 185H50V184H47L46 183ZM64 185V184H63ZM101 185V184H100ZM113 185V184H112ZM120 185V184H119ZM130 185H132V183L130 184ZM48 186H47V188H48ZM76 186H77V184H76ZM90 186V185H89ZM92 186V185H91ZM114 186V185H113ZM122 186V185H121ZM137 186H138V184H137ZM145 186H146V184H145ZM145 186L143 185V187H142V189L143 188H145ZM199 186V185H198ZM2 187V186H1ZM41 187V186H40ZM39 187V188H40ZM51 187V186H50ZM68 187H70V186H68ZM84 187H86V186H84ZM126 187V186H125ZM133 187V186H132ZM139 187V186H138ZM3 188H4V186H3ZM26 188V187H25ZM38 188V189H39ZM53 188V187H52ZM79 188H82V187H80V185H79ZM90 188H92V187H90ZM94 188H96V186L94 187ZM106 188H107V186H106ZM108 188H110V187H108ZM107 188V189H108ZM117 188H119V187H117ZM140 188V187H139ZM139 188H137V189H139ZM43 188H41V190H42ZM58 189H59V187H58ZM88 189V188H87ZM101 189V188H100ZM100 189H98L97 188V190L96 189H94L95 191H97V193H98V190H100ZM112 190H113V187L111 188ZM121 189V188H120ZM124 189H126V188H124ZM130 189V188H129ZM133 189V188H132ZM136 189V190H137ZM142 189H140V190H142ZM173 189V188H172ZM4 190V189H3ZM3 190L1 191V192H3ZM5 190H7V188L5 189ZM4 190V191H5ZM11 190V189H10ZM10 190H7L6 192H4V193H2V195L0 196V197H3V195L5 194V197L7 196V192H9ZM22 190V189H21ZM25 190V189H24ZM35 190V189H34ZM80 190H82V189H80ZM104 190V189H103ZM102 190V191H103ZM115 190H116V187H115ZM123 190V189H122ZM145 190H147V188L145 189ZM161 190H162V187H161ZM222 190V189H221ZM221 190H220V192H221ZM225 190H226V188H225ZM26 191H27V189H26ZM31 190H29L28 191V193L30 192ZM33 191V190H32ZM36 191V190H35ZM34 191V192H35ZM43 191V190H42ZM56 191H58V190H56ZM60 191V190H59ZM59 191L57 192V193H59ZM62 191H64V190H62ZM71 191H74V190H71ZM70 191V192H71ZM105 192H106V189L104 190ZM103 191V192H104ZM109 193H108V195L110 194V191L109 190H107ZM127 191V190H126ZM132 191V190H131ZM130 191V192H131ZM148 191H150V189L148 190ZM152 191V190H151ZM160 191V190H159ZM1 192H0V194H1ZM33 192V193H34ZM123 192V191H122ZM129 192V191H128ZM140 192H142V191H140ZM144 192V191H143ZM13 193V192H12ZM32 193V194H33ZM44 193H45V191H44ZM73 194H72V196L75 194L74 192H72ZM86 194V192H83L82 193V195L83 194ZM107 193V192H106ZM114 193V192H113ZM112 193V194H113ZM124 193V192H123ZM157 193H159L158 195H160V193H161V191L160 192H158L157 191ZM222 193V192H221ZM59 194H61V193H59ZM62 194H64V192L62 193ZM78 194V193H77ZM100 194V193H99ZM102 194V193H101ZM120 194V193H119ZM122 194V193H121ZM121 194H120V197H121ZM126 194V193H125ZM149 194V193H148ZM13 195H14V193H13ZM37 196H35L36 197V199H44L43 198V196H42V193H40V191H39V193L37 192V194H36ZM44 195V194H43ZM45 195H47V194H45ZM58 195V194H57ZM82 195H80V196H82ZM87 195V194H86ZM89 195V194H88ZM98 195V194H97ZM96 195V196H97ZM103 195V194H102ZM106 195V194H105ZM104 195V196H105ZM128 195H130V194H128ZM146 195V194H145ZM12 196V195H11ZM70 196V195H69ZM79 196V195H78ZM77 196V197H78ZM90 196V195H89ZM132 196V195H131ZM149 196V195H148ZM57 197H59V196H57ZM71 197V196H70ZM125 197V196H124ZM123 197V198H124ZM135 197V196H134ZM8 198H10V196H7V199ZM64 198H66L65 197V194H64ZM91 198V197H90ZM97 198V197H96ZM106 198H107V196H106ZM105 198V199H106ZM114 198H115V196H114ZM11 199V198H10ZM68 199V198H67ZM84 199V197L82 198V200ZM87 199V198H86ZM100 199V198H99ZM97 200V202H95L96 203V205H97V203H99V201L101 200ZM119 199V198H118ZM5 200V199H4ZM3 200V201H4ZM55 200V199H54ZM78 200V199H77ZM79 200H81V199H79ZM85 200V199H84ZM114 200V199H113ZM120 200V199H119ZM125 200V199H124ZM123 200V201H124ZM1 201V200H0ZM6 201V200H5ZM29 201V200H28ZM121 201V200H120ZM122 201V202H123ZM2 202V201H1ZM0 202V203H1ZM45 202H47V201H45ZM59 202H60V200H59ZM66 202V201H65ZM74 202V201H73ZM78 202V201H77ZM80 202V201H79ZM83 202V201H82ZM94 202H92V203H94ZM117 202H119V201H117ZM121 202V203H122ZM128 202H129V200H128ZM26 204H25V207H24V209H22L21 210V212H22V216L21 217H19V215H18V213H19V211L17 212L16 210H14V209H12L11 208V210H9V206L8 205H12L13 203H11L10 204V201H8V205L7 204H3V203H1L0 204V264H23V262L22 261H20L19 259H15V253H16V247H15V245H14V240L13 241H11V238H9V237H13L14 239H21V238H27V239H29L30 241V245H31V249H29L28 251H27V253H26V256H25V261H24V264H48V262L51 260L52 261V254H51V249L53 248V249H56V248H58L59 246H61V245H63V243H64V240H60L58 237L59 236H56L55 238L54 237H51L50 235H48V232H46L45 230H42V231H40V229H39V227H38V224L36 223V220H37V222H38V220L40 219V212L42 211V208H43V206H42V208L40 209V206H41V201L40 202H31L30 203V201L27 203V202H25ZM44 203V202H43ZM75 203V202H74ZM81 203V202H80ZM104 203V202H103ZM166 203V202H165ZM168 203V202H167ZM58 204H60V203H58ZM76 204V203H75ZM105 204H106V202H105ZM118 204V203H117ZM138 204V203H137ZM87 205V204H86ZM98 205H100V204H98ZM109 205H110V203H109ZM109 205H108V208H109ZM124 205V204H123ZM166 205V204H165ZM70 206H71V204H70ZM93 206H95V205H93ZM93 206H92V208H93ZM113 206H114V204H113ZM121 206V205H120ZM119 206V207H120ZM126 206V205H125ZM124 206V207H125ZM131 206H133V205H131ZM140 206V205H139ZM163 206V205H162ZM168 206H170V204L168 205ZM6 207H7V209H8V211H7V213H6ZM58 207V206H57ZM77 207V206H76ZM105 206H103V208H104ZM107 207V206H106ZM117 207H118V205H117ZM118 207V208H119ZM165 207V206H164ZM163 207V208H164ZM264 207V206H263ZM45 208H47V207H45ZM61 207H58V209L57 210H55V211H63V210H61L60 209ZM96 208V207H95ZM132 207H130V209H131ZM56 209V208H55ZM71 209V208H70ZM69 209V210H70ZM112 209V208H111ZM114 209V208H113ZM166 209V208H165ZM101 210V209H100ZM166 210H168V209H166ZM166 210H164V212L166 211ZM1 211H3V212H1ZM52 211H54L53 209H52ZM66 211V210H65ZM126 211V210H125ZM77 212V211H76ZM116 212V211H115ZM57 213V212H56ZM56 213H50L51 215L50 216H52V215H56ZM59 213V212H58ZM57 213V214H58ZM126 213V212H125ZM264 213V212H263ZM118 214V213H117ZM46 216V214H42V216L41 217H43V216ZM55 215H54V217H55ZM53 216L50 218V222H52V218H54ZM95 218V217H94ZM78 219L80 220V218H79V216H78ZM96 219V218H95ZM101 219V218H100ZM108 220V219H107ZM106 220V221H107ZM94 221V220H93ZM103 221H104V219H103ZM105 221V222H106ZM114 221H116V220H114ZM47 222H49V221H47ZM46 222V224L48 225V223ZM49 222V223H50ZM61 222H63V220L61 221ZM67 221H64V225H68V223L67 224H65ZM69 222H71L72 223V221L71 220H69ZM82 222V221H81ZM88 222H90V221H87V223ZM55 223V222H54ZM75 223H76V221H75ZM75 223H72V225H75ZM94 223V222H93ZM56 224V223H55ZM60 224V223H59ZM85 223H83V225H84ZM92 224V223H91ZM42 225H43V223H42ZM47 225H45L46 227H47ZM62 225V224H61ZM81 225V224H80ZM94 225V224H93ZM154 225V224H153ZM63 226V225H62ZM95 226V225H94ZM76 227H79V225H77ZM88 227V226H87ZM99 227V226H98ZM255 227V226H254ZM64 228V227H63ZM86 228V227H85ZM256 228V227H255ZM70 229V228H69ZM242 229H244V228H242ZM241 229V230H242ZM263 229V228H262ZM262 229H261V231H262ZM96 230H97V228H96ZM95 230V231H96ZM249 230V229H248ZM56 231L58 232H60L61 230H57L56 229ZM102 230H99V233L101 232ZM50 232V231H49ZM55 231H53V233H54ZM63 232V231H62ZM61 232V233H62ZM72 232H74V230L72 231ZM263 232V231H262ZM87 233V232H86ZM106 233V232H105ZM105 233H104V235H105ZM250 233V232H249ZM261 233V232H260ZM56 235H58V233H55ZM71 234V233H70ZM88 234V233H87ZM251 234H253L252 232H251ZM263 234H264V232H263ZM59 235H60V233H59ZM69 235V234H68ZM255 235H258V234H255ZM63 236H64V234H63ZM67 236V235H66ZM62 237V236H61ZM71 237V236H70ZM74 238H75V236H73ZM71 238V239H74V238ZM78 237V236H77ZM80 237V236H79ZM82 237H83V235H82ZM99 237V236H98ZM262 237V236H261ZM64 238V237H63ZM252 238H254V237H252ZM256 238V237H255ZM253 240V239H252ZM249 241H251V240H249ZM13 242V247H12V245H11V243ZM28 242V243H29ZM68 242V241H67ZM256 242V241H255ZM16 243V242H15ZM66 243V242H65ZM248 243H250V242H248ZM256 243H258V242H256ZM259 243H264V236L261 238V239H259ZM259 243H258V245H259ZM82 244V243H81ZM107 244V243H106ZM247 246H248V244H247ZM75 246H73V248H74ZM261 247V246H260ZM249 248H251V247H249ZM250 250V249H249ZM54 251V250H53ZM52 251V252H53ZM261 251H263V250H260V252ZM59 252V251H58ZM57 252V253H58ZM258 252V251H257ZM257 252H255V253H257ZM259 252V253H260ZM60 253V252H59ZM233 253V252H232ZM236 253V252H235ZM255 253H252V254H254V255H256ZM238 254H239V252H238ZM233 255V254H232ZM54 256H56V255H54ZM58 256V255H57ZM261 256V255H260ZM263 257V256H262ZM229 258H231V257H229ZM249 258V257H248ZM234 259V258H233ZM250 259V258H249ZM252 260H254L253 258H251ZM57 260V259H56ZM229 260H231V259H229ZM259 260V259H258ZM143 261V260H142ZM238 261V260H237ZM264 261V260H263ZM186 263V262H185ZM217 264V263H216ZM259 264H261L260 262H259Z\"/></svg>", "mask_w": 264, "mask_h": 264}]
</instances>
